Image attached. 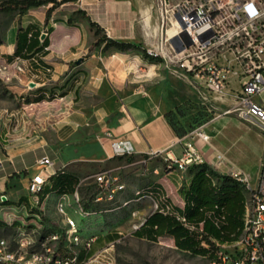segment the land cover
Returning a JSON list of instances; mask_svg holds the SVG:
<instances>
[{
  "label": "crops",
  "instance_id": "1",
  "mask_svg": "<svg viewBox=\"0 0 264 264\" xmlns=\"http://www.w3.org/2000/svg\"><path fill=\"white\" fill-rule=\"evenodd\" d=\"M73 2L64 3L53 12L50 24L54 30L49 35L47 54L20 58L25 62L27 72L36 78L17 79L11 85V92L21 106L6 109L5 113L0 111V237H4L3 229L15 230L14 237H17L21 231L37 228L40 226L36 221L37 214L42 216L44 223L62 197L78 192L84 180L81 176L83 163L101 164L117 155L112 147L116 140H129L133 146V152L121 155L123 158L160 156L164 160L170 154L180 156L184 141L191 140L210 168L233 176L238 172L247 176L251 186L255 187L261 172L264 135L244 121L242 117H246L241 111L236 112L244 81L240 79V69L237 68L232 79H227L222 90L217 92L209 79H191L170 73L162 61L152 62L138 50L103 49L102 44L91 50L87 58L79 60L78 52L72 49H78L77 46L83 43L90 49L97 36L89 19L87 23L72 20L69 24L67 19L71 16L55 13ZM86 4V7L76 9L86 10L109 37L142 44L146 48L136 30L139 24L135 19L136 10H140V1L88 0ZM49 6L32 7L18 20L15 42L7 54L16 48L19 27L29 23L42 25ZM33 8H44L43 16ZM58 32L64 37L63 41L56 40ZM66 53L69 58L58 62L59 69L54 60H60ZM71 60H79L75 66L79 69L75 73L78 77L53 79L58 69L63 71L67 61ZM51 95L55 97L50 98ZM207 95L213 100L210 105L213 117L200 126L209 139L197 135L179 137L165 113L185 101L205 103L209 98ZM255 100L264 106V89L255 95ZM44 154L55 161L52 173H65L78 181L72 192L50 190L42 202L36 203L28 184L39 171L37 160ZM189 179L188 167L164 171L152 183L157 199L183 208L185 201L179 189ZM52 183L49 179L44 188H50ZM143 197H150L155 202L150 193L140 196ZM247 199L246 195V203ZM120 234L121 231H111L97 235L94 248L116 241ZM112 236L116 238L108 240ZM159 240H171L175 244L171 237ZM236 241L222 247L235 246Z\"/></svg>",
  "mask_w": 264,
  "mask_h": 264
},
{
  "label": "built area",
  "instance_id": "2",
  "mask_svg": "<svg viewBox=\"0 0 264 264\" xmlns=\"http://www.w3.org/2000/svg\"><path fill=\"white\" fill-rule=\"evenodd\" d=\"M158 3L162 40L153 45V49H147L148 54L160 56L167 65H178L191 79H209L217 92L239 68L240 79H244L238 94L241 113L264 128V106L255 100V95L264 89V0H159ZM187 135L209 139L201 126ZM119 145L123 147L121 152L115 151ZM112 147L116 154L133 152L129 140H116ZM165 160L171 169H186L204 162L191 140L184 141L180 156L170 154ZM54 164L47 154L37 160L39 171L28 184L36 203L54 174L51 172ZM234 176L246 184L250 193L244 228L235 243L239 256L234 264H264V153L255 187L251 186L247 176L238 172ZM116 180L109 171L96 174V202L114 200L120 188ZM74 196L77 197L78 192ZM58 208L66 214L64 235L56 232L39 240L31 232L21 231L14 243L0 237V264H115L113 243L95 249L98 237L83 236L77 221L67 214L63 203H59ZM36 221L40 226L34 230L43 225L40 214L36 215ZM63 236L68 242L65 251H61L59 245Z\"/></svg>",
  "mask_w": 264,
  "mask_h": 264
},
{
  "label": "rangeland",
  "instance_id": "3",
  "mask_svg": "<svg viewBox=\"0 0 264 264\" xmlns=\"http://www.w3.org/2000/svg\"><path fill=\"white\" fill-rule=\"evenodd\" d=\"M87 1L75 0L72 4L64 6L55 13L71 16L72 20L76 23H87L89 19V16L86 14L87 11L80 12L76 9L78 7H86ZM138 1H140V10H136L138 15L135 19L139 23L136 30L144 41L146 49H153V45L162 40L159 0ZM34 10L38 15L43 16L42 11H44V8ZM19 17L17 12L0 13V111L3 113H5L6 109L21 106V102L15 99L14 94L11 92V85L17 79H36L32 77L31 73L27 72L26 64L23 60L20 59L10 64L3 57L4 53L10 51L14 45ZM60 35L61 33L59 32L55 35L57 41L64 40V37H60ZM83 44L78 45V49L76 47L72 49V51L78 52L76 56L79 57V60L87 58L91 51V49L84 47ZM67 56L66 53L62 55L60 60L57 61L55 59V64L58 65L59 61H65V58H69ZM79 60L67 61V65L63 71L59 70L61 66L58 65L59 69L53 79H76L78 76H75V73L79 69L75 66L79 64ZM161 61L170 73L187 76L178 65L173 63L167 65L164 59ZM53 97L55 96H50V98ZM207 97L209 98H207L205 103L199 104L189 101L183 105L182 117H180L179 121L184 127L193 131L201 123L212 119L213 112L210 110V105L213 103V100L210 96L207 95ZM241 107L242 105L238 103L235 107L237 108L236 112L239 113ZM242 118L253 130L264 135V128L261 125L247 118ZM177 119L175 117L174 122ZM121 155L123 154H117L110 161L101 164L83 163L81 176L84 180L79 186L78 196L62 197L57 202V205L52 207V211L48 214L49 216H46L43 226L37 230L27 229L26 233L31 232V235L39 240L51 233L59 232V234L64 235L66 214L60 212L58 208L59 203H63L67 214L77 221L83 236H97L111 231H121V237L111 242L113 243L112 253L115 257V264H212L207 257L177 249L171 240L152 242L136 237L132 233L135 227L155 209V202L152 198H140L143 190L151 185L164 171L171 168L167 166V161L160 156L151 158L149 156H132L123 158ZM156 168H159V173H156ZM103 171H109L114 177H117L116 183L120 188L114 200L96 202L95 196L98 189L96 174ZM138 191L141 192L139 193ZM246 191L247 198H249L250 193L248 190ZM86 212H90V214ZM15 235V230L3 229L2 236L12 243H14ZM67 244L68 242L63 236L59 242L61 251L67 249ZM237 249L234 245L222 247L225 253L220 264H234L239 256Z\"/></svg>",
  "mask_w": 264,
  "mask_h": 264
},
{
  "label": "trees",
  "instance_id": "4",
  "mask_svg": "<svg viewBox=\"0 0 264 264\" xmlns=\"http://www.w3.org/2000/svg\"><path fill=\"white\" fill-rule=\"evenodd\" d=\"M75 0H3L0 2V13L17 12L20 18L32 7L48 5L45 21L42 25L29 23L20 26L17 33L16 48L13 53H4L8 63L18 59H29L34 56L47 54L50 45V33L54 30L50 24L53 12L62 4ZM78 11L84 12L83 9ZM56 20V19H55ZM90 26L94 30L97 40L90 47L91 50L104 44L103 49L115 48L120 51L138 50L150 61L158 62L162 58L148 54L147 49L140 44L122 41L109 37L105 29L89 17ZM72 23V17L67 19ZM46 36L40 40L42 32ZM28 102L31 99H27ZM183 104L165 113L179 137L185 136L191 130L180 123ZM177 123L174 122V118ZM202 124V123H201ZM200 124V125H201ZM199 125V126H200ZM189 182H184L180 192L184 198L183 208L167 205V201L157 199L156 188L149 185L143 194L150 193L157 206L144 223L133 234L139 238L158 241L162 237L174 239L175 246L194 255L207 257L212 264H220L224 257L223 244H232L241 235L245 223L246 190L245 183L230 174L217 172L205 162L189 167ZM53 181L50 188H44L39 196L42 202L50 190L58 192H72L78 180L65 173H54L50 176ZM249 191V190H248ZM141 191H139L140 193ZM109 240L116 238L108 237Z\"/></svg>",
  "mask_w": 264,
  "mask_h": 264
},
{
  "label": "bare ground",
  "instance_id": "5",
  "mask_svg": "<svg viewBox=\"0 0 264 264\" xmlns=\"http://www.w3.org/2000/svg\"><path fill=\"white\" fill-rule=\"evenodd\" d=\"M123 150L122 145L116 146L115 151L121 152ZM100 242V241H99Z\"/></svg>",
  "mask_w": 264,
  "mask_h": 264
},
{
  "label": "water",
  "instance_id": "6",
  "mask_svg": "<svg viewBox=\"0 0 264 264\" xmlns=\"http://www.w3.org/2000/svg\"><path fill=\"white\" fill-rule=\"evenodd\" d=\"M46 36V33H43L42 37L44 38Z\"/></svg>",
  "mask_w": 264,
  "mask_h": 264
}]
</instances>
